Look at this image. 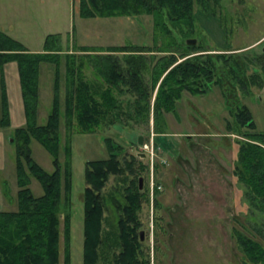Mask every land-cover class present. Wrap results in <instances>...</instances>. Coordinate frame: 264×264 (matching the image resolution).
Returning a JSON list of instances; mask_svg holds the SVG:
<instances>
[{
	"label": "trees",
	"instance_id": "trees-1",
	"mask_svg": "<svg viewBox=\"0 0 264 264\" xmlns=\"http://www.w3.org/2000/svg\"><path fill=\"white\" fill-rule=\"evenodd\" d=\"M224 0H79L83 18L97 16L150 15L154 44H77L70 51L63 45L60 32L45 37L42 50H30L24 42L0 28V70L7 61L16 60L25 113V123L13 129L17 173V208H0V264H72L71 202L73 170L71 167V130L96 131L113 125L124 112L122 97L132 96L129 113L139 125L150 126L153 113L154 140L168 132L165 112H176L184 92L208 93L220 87L231 118L226 133H236L237 153L233 174L249 205L250 229L264 237V131L257 123L243 96L264 87V50L252 46L208 49L202 42L178 39L174 27L188 37L196 30V10L217 16ZM166 39L157 44V35ZM245 47V48H244ZM242 48V49H241ZM82 51V52H77ZM65 57L64 117L68 135L61 138V64ZM55 64L52 107L43 123L37 120L39 106L40 64ZM90 68L95 78L86 76ZM237 97H229L225 83ZM2 116L0 126L11 125L8 95L1 75ZM233 86V87H232ZM239 91V93H238ZM235 92V93H236ZM125 114L126 111L124 112ZM38 140L51 153L53 170L45 169L32 154L31 141ZM108 156L88 159L85 163L83 189V264H151L149 244L141 238L144 203L149 189L140 187L139 177L148 167L134 151L106 137ZM63 145V146H62ZM63 148L64 159L61 158ZM32 176L44 192L35 195ZM112 176L121 179L109 192L119 210L115 229H106L107 193ZM255 215V216H254ZM258 220H252V217ZM250 217V216H249ZM240 250L252 262L264 264V243L233 227ZM246 263V261H245Z\"/></svg>",
	"mask_w": 264,
	"mask_h": 264
},
{
	"label": "rangeland",
	"instance_id": "rangeland-1",
	"mask_svg": "<svg viewBox=\"0 0 264 264\" xmlns=\"http://www.w3.org/2000/svg\"><path fill=\"white\" fill-rule=\"evenodd\" d=\"M78 8L79 0H0V26L33 51L42 50L47 34L55 32L62 34L63 45L70 51L74 43L108 45L131 40L154 44V28L148 14L83 18ZM196 16V30L188 37H195L197 43L202 42L206 48L246 45L252 46L253 51L263 50L264 39L257 40L264 34V0H224L223 6L217 8V16L206 15L200 8L196 10ZM174 33L178 39L188 38L176 27ZM164 36L158 33V45L168 40ZM84 71L89 78H95L90 68H84ZM9 73V79L15 80V70H9ZM54 82L55 64L41 62L39 123L46 121L51 110ZM65 85L63 54L60 77L62 144L69 130L63 114ZM225 86L229 89V97H237L236 91H230L229 81ZM16 93L15 89L11 90L14 102ZM240 95L251 109L258 130L264 131V87L256 89L252 95ZM18 97L20 99L19 94ZM121 97L122 110L128 114L123 112L115 124L91 132L73 129L69 134L73 170L72 264H83L85 163L88 159L108 156L107 136L121 144L129 154L134 151L144 158L142 161L148 166L140 176H143L142 188L147 186L149 189L150 200L144 203L140 215L145 230L144 241L150 247L151 264H261L244 255L232 230L237 226L264 243L259 231L250 229V208L243 200L242 189L233 174L238 147L235 137L238 135L226 133L225 123L231 116L220 87L216 85L205 94L184 92L176 112H165L167 126L164 130L168 132L160 135L159 144L154 140L153 113L149 128L139 125L129 114L134 108L129 102L132 96ZM16 114L17 125L23 124L25 119L20 123ZM14 127L0 126V208L4 209L17 208L19 186ZM139 134L143 135V144L138 142ZM31 147L36 161L45 169L53 170V157L46 147L36 139H32ZM64 155L62 148V159ZM118 183L122 184L121 179L112 176L105 188L106 229L114 230L116 226L119 213L116 199H121L122 195L115 194L118 197L113 200L109 192L115 190ZM30 186L35 195L44 192L41 182L34 176ZM254 216L252 220H258ZM100 264L108 262L102 259Z\"/></svg>",
	"mask_w": 264,
	"mask_h": 264
},
{
	"label": "crops",
	"instance_id": "crops-1",
	"mask_svg": "<svg viewBox=\"0 0 264 264\" xmlns=\"http://www.w3.org/2000/svg\"><path fill=\"white\" fill-rule=\"evenodd\" d=\"M0 28H1V26H0ZM263 38H264V34L257 41H260ZM9 70H15V72H16L15 80H13V81L11 79H9V74H10ZM2 74L4 76L6 91H7V95H8L9 109H10V114H11V125H14L16 127V126H18L17 125L18 121L16 119H14L15 113L18 114V115L16 114V116H17L16 118L18 119V117H19V119H18L19 122L25 119V113H24V108H23V100H22V95H21V86H20V81H19V72H18L17 61L16 60H10V61H7L6 63H4L3 70L0 71V75H2ZM0 84H1V81H0ZM1 89H2V85H1ZM14 89L18 92V94L20 96V99H19L18 94L16 93V96H15L16 97V101L15 102L13 100H11V95H10L11 94V90L14 91ZM14 108L16 109V111L14 110ZM22 123L24 124L25 120ZM11 125H9V126H11Z\"/></svg>",
	"mask_w": 264,
	"mask_h": 264
},
{
	"label": "water",
	"instance_id": "water-1",
	"mask_svg": "<svg viewBox=\"0 0 264 264\" xmlns=\"http://www.w3.org/2000/svg\"><path fill=\"white\" fill-rule=\"evenodd\" d=\"M186 41L190 44H195L197 42V39L195 37H188L186 39ZM263 50H264V47H263ZM138 142L139 144H143L144 141H143V135L142 134H139L138 135ZM143 155H145V152H142ZM139 182H140V187L142 188V185H143V176H140L139 177ZM144 233H145V230L144 229H141L140 230V234H141V238L144 239Z\"/></svg>",
	"mask_w": 264,
	"mask_h": 264
}]
</instances>
